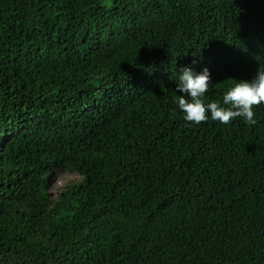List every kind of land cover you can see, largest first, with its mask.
<instances>
[{
    "label": "trees",
    "instance_id": "obj_1",
    "mask_svg": "<svg viewBox=\"0 0 264 264\" xmlns=\"http://www.w3.org/2000/svg\"><path fill=\"white\" fill-rule=\"evenodd\" d=\"M257 65L264 0H0V264H264V104L193 123L175 89Z\"/></svg>",
    "mask_w": 264,
    "mask_h": 264
},
{
    "label": "clouds",
    "instance_id": "obj_2",
    "mask_svg": "<svg viewBox=\"0 0 264 264\" xmlns=\"http://www.w3.org/2000/svg\"><path fill=\"white\" fill-rule=\"evenodd\" d=\"M233 79V83L224 92L222 101L205 103L203 96L211 86L210 73L207 67L195 71L190 66L179 69L176 91L180 94L177 106L186 121L199 123L209 118L221 123H228L240 116L249 124L254 125L253 105L264 104V66L254 70L249 79Z\"/></svg>",
    "mask_w": 264,
    "mask_h": 264
},
{
    "label": "rangeland",
    "instance_id": "obj_3",
    "mask_svg": "<svg viewBox=\"0 0 264 264\" xmlns=\"http://www.w3.org/2000/svg\"><path fill=\"white\" fill-rule=\"evenodd\" d=\"M78 178L79 177L77 175L70 174L65 170L58 171L51 178L48 184L47 193L51 198H55L57 193L61 191L65 184L73 180H78Z\"/></svg>",
    "mask_w": 264,
    "mask_h": 264
}]
</instances>
